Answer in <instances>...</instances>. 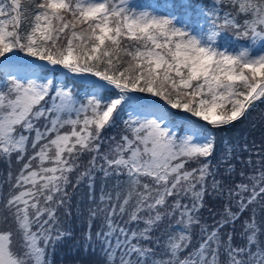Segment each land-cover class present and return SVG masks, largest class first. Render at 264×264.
I'll return each instance as SVG.
<instances>
[{
	"label": "snow or ice",
	"instance_id": "6c2138e0",
	"mask_svg": "<svg viewBox=\"0 0 264 264\" xmlns=\"http://www.w3.org/2000/svg\"><path fill=\"white\" fill-rule=\"evenodd\" d=\"M257 101L264 0H0V264H52L82 186L97 264H264V156L210 160Z\"/></svg>",
	"mask_w": 264,
	"mask_h": 264
},
{
	"label": "trees",
	"instance_id": "16d2710c",
	"mask_svg": "<svg viewBox=\"0 0 264 264\" xmlns=\"http://www.w3.org/2000/svg\"><path fill=\"white\" fill-rule=\"evenodd\" d=\"M79 90V89H77ZM179 124L180 121L177 119ZM120 129H108L106 136H116L119 138ZM215 141V150L210 157L212 167L215 169L220 167L223 172L225 165L221 164L222 158H227L228 163L234 166L235 174L233 179L240 180V172L251 173L252 165H255L258 159L264 156V102L257 101L255 107L251 108L239 120L219 128H211L209 133ZM229 152L231 155H229ZM251 159V165L248 161ZM19 166L13 161V171ZM7 165L0 162V172H6ZM73 182H75L73 177ZM101 181L96 182V198L99 200ZM111 187V182L109 184ZM69 192L73 190L69 187ZM208 206L215 209L222 208L223 201H213L207 198ZM90 202L88 200L87 188L82 186L75 190L72 201V215L64 219L63 226L70 228L72 236L67 238L63 243L58 244L55 252L51 254L52 264H97L100 257V245L96 243V253L91 249H84V235L88 227L87 207ZM77 205L80 206L81 212H77ZM247 215V214H246ZM203 217H208L207 208L203 210ZM100 225V220H95L92 224V238L95 241V233ZM239 231V228L237 229Z\"/></svg>",
	"mask_w": 264,
	"mask_h": 264
},
{
	"label": "bare ground",
	"instance_id": "6f19581e",
	"mask_svg": "<svg viewBox=\"0 0 264 264\" xmlns=\"http://www.w3.org/2000/svg\"><path fill=\"white\" fill-rule=\"evenodd\" d=\"M162 103V102H161ZM185 114H183V113H179L178 115H177V117L180 119V120H183L184 118H185Z\"/></svg>",
	"mask_w": 264,
	"mask_h": 264
},
{
	"label": "water",
	"instance_id": "95a60500",
	"mask_svg": "<svg viewBox=\"0 0 264 264\" xmlns=\"http://www.w3.org/2000/svg\"><path fill=\"white\" fill-rule=\"evenodd\" d=\"M185 115H187V114H185ZM176 118L179 119L177 116H176ZM179 120H180V119H179Z\"/></svg>",
	"mask_w": 264,
	"mask_h": 264
}]
</instances>
